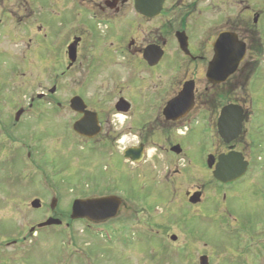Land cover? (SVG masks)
<instances>
[{"label": "flooded vegetation", "instance_id": "flooded-vegetation-1", "mask_svg": "<svg viewBox=\"0 0 264 264\" xmlns=\"http://www.w3.org/2000/svg\"><path fill=\"white\" fill-rule=\"evenodd\" d=\"M248 1L0 0V40L13 43L15 48L20 45L26 47L23 54L14 59L19 64L17 70L27 69L26 72L15 70L6 80L0 79V89L2 86H13L19 74L28 79L27 83L32 89V75L40 74V71L30 72L29 69H51V85L35 95L36 99L32 98L28 103L0 102V137L5 139V144L16 142L19 139L17 136L28 133L37 145L35 151L28 146L27 163L23 167L26 170L24 173L33 178L32 181L38 180L35 186L40 192L28 194L30 200L25 202V206L35 212L45 211L47 219L54 218L65 223V211L60 208L56 210L61 199L58 196L59 188L41 166L48 152L47 140L48 144L56 143L52 145L54 150L61 151L66 146L65 139L70 135L77 144L91 148L95 157L103 158L106 171L108 168L122 171L127 163V120L132 119L135 111H142V117L138 118L139 125H130L128 131L138 144L129 148L142 151L144 161L141 164H146L149 158L161 160L157 166L152 164L155 170L162 171V183L166 188L171 186L175 191L177 187L182 191L180 196L192 211H198L208 198L223 208L229 198L243 201L244 196H254L251 169L256 173L257 167L252 160L264 158V123L260 120L264 121V97L259 102L253 97L260 90L264 91V0H250V4ZM213 11L218 13L214 21ZM52 19H58V22L53 23ZM26 28L30 32L29 37H23ZM223 33L228 35L231 45L243 43L246 55L227 81L214 84L207 74L215 57L213 44ZM180 41L187 43L185 52L181 51ZM42 43L45 54L33 53L34 48H40ZM52 48L57 52L54 56L49 53ZM236 57L233 55L232 59L236 60ZM149 59L154 60L155 65L151 66ZM165 72L171 73L167 88V84L162 85ZM36 77L42 83L40 75ZM187 83L193 87L192 111L181 120L170 121L164 112L171 101L179 97ZM257 84L261 89L256 87ZM152 85L153 90L156 89L154 96L161 99V95H164L163 101L155 106L139 102L141 98L136 95L137 90L143 92ZM98 88H106L113 99H95L89 105L84 95L94 89V95L98 97L95 91ZM59 92L62 97L58 100L54 97ZM114 94H118V97L114 98ZM77 97L83 100L86 111L95 114L91 139L80 136L74 130V124L84 118L83 114L71 108L72 100ZM121 100L128 102L130 108L122 113L127 120L117 131L112 120L114 113H120L117 108ZM225 109H230L233 118L220 127V118ZM68 112L73 116L70 121L65 118ZM175 114L169 113L168 116ZM52 115L54 118L51 119ZM58 126L61 133L53 130ZM228 140L231 141L227 143ZM16 148L19 145L16 144ZM16 148L7 152L4 147L0 150V264H30L31 260H35L36 238L49 231L27 230L16 236L19 232L5 229L4 224L1 226L7 220L4 217L9 207L7 203L13 202L18 208L23 204V201L17 204L19 201L15 203L11 198L5 201V197H12L19 191L12 186V182L9 184L8 180L5 181L3 175V165L11 162V157L20 152ZM44 149L46 154L36 158L34 154H44ZM81 149L86 150L85 147ZM150 149H153L151 157ZM24 153L20 154L21 158ZM231 154L240 155L249 164L246 175L241 179L220 183L213 178L212 194L204 191L202 186L195 187L198 184H185V180L196 182L200 179L195 178L198 172H191L198 168H207L208 174L213 176L219 158ZM209 156L214 161L211 168L207 165ZM194 157L205 159L206 166L202 161L194 160ZM259 170V175H264V167ZM123 179L127 180V175ZM260 181L261 186L264 185V180ZM96 183L101 189H106L99 178H96ZM126 194H122L125 199ZM107 197L111 196L97 195L95 199ZM193 197L198 198L195 204L191 203ZM121 202L119 215L114 220L121 218L120 214L126 208ZM33 203L38 207L33 208ZM255 210L253 204L250 212L243 214L242 220L235 219L240 227L236 244L237 254L242 258L240 264L243 258L245 264H264L260 262L264 248H259L257 242L259 223L262 222L264 226V215L256 214ZM70 217L71 206L67 216L70 223L53 227L60 230L63 238L57 264H72L73 261L84 264L82 248L75 247L73 251H68V231L72 224L77 223L71 221ZM122 218H132L134 221L109 220L93 226L107 244L109 241L105 238L114 237L115 240L119 236L123 246H127L129 228L148 233L149 238L157 242L156 249L165 254L187 248L185 244L188 241L181 232L185 217L175 215L173 219H167L160 215H148L141 219L134 215ZM145 243L154 244L146 239Z\"/></svg>", "mask_w": 264, "mask_h": 264}, {"label": "rangeland", "instance_id": "rangeland-1", "mask_svg": "<svg viewBox=\"0 0 264 264\" xmlns=\"http://www.w3.org/2000/svg\"><path fill=\"white\" fill-rule=\"evenodd\" d=\"M215 1L216 0H212L213 3H215ZM28 2H31V0H28ZM248 4H250V0ZM217 17L218 13L213 11V21L216 20ZM51 21L56 23L58 19H52ZM29 33V30L26 28L23 37H29ZM2 35L4 36L6 34ZM52 38H54V36ZM39 40L41 41L42 38L40 37ZM33 45L36 46L34 43ZM25 49V46L22 47L20 45V47L15 48L13 43L6 42L3 39L0 40V79L6 80L17 70L16 66L19 64L16 63L14 58L23 54V50ZM44 49L45 45L43 44L40 48L35 47L32 52H38L40 55H43L45 54ZM49 53L53 56L57 54L54 48L50 49ZM21 70L27 71L25 68H19L17 71L21 72ZM29 70L30 72L40 71V74L35 73L32 75V89L29 87V83H27L28 79L21 77V74H19V79L13 86H2L0 89V102L17 103L20 101L28 103L32 98L36 99L35 95L45 91L46 87L51 85L50 68L31 67ZM170 74L169 72L164 73L163 86L170 80ZM36 75H40L39 79L42 80V83L37 81ZM28 76L27 74V77ZM259 84L256 85L257 88H259ZM167 87L168 84L166 85V88ZM153 88L154 86L152 85L143 92L137 90L138 94L136 95H138V98H141L138 99L136 97L138 101L149 103L151 106L161 103L164 95H161V99L155 97L154 94L156 93V89L153 90ZM95 91L98 93V97L94 95V89L84 95L89 105L90 102L95 99H99L100 101H110L113 99L111 95L107 93L106 88H98L95 89ZM214 93L215 92H212V94ZM61 97L62 93L59 92L54 98L59 100ZM113 97L117 98L118 94H114ZM253 97L258 102L262 101L264 91L260 90L259 93H256L255 96L253 95ZM141 112L135 111L132 119L127 120V149L138 144L137 140L129 133L128 128L130 125L133 127L139 125L138 118L142 117L140 116ZM150 112L151 111H148V113ZM106 113L108 112H105V114ZM136 115L139 117H136ZM52 118H54L53 115L51 116V119ZM65 118L70 121L73 116L68 112ZM260 120L264 123L263 119ZM47 124L49 123L47 122ZM53 130L61 133L60 126L53 128ZM17 137L19 139L16 142H7L6 144L5 139L0 137V150L4 147L5 152H7L8 150H13L12 148L14 147L16 148V144L21 146L16 148L21 153L18 152L15 156H12L11 159L13 160L3 165V175L5 181L8 180V183L12 182V186L19 190L15 195H12V197H5V201L11 198L15 203L19 201L17 203L19 204L23 201V204H20L18 208L13 202H8L7 205H9V207L7 212L4 213L6 214L4 217H7V220H4L1 226L4 224L5 229L19 232L18 234L14 233L16 236H19L22 231L30 230L41 221L45 222L47 215L45 211L35 212L30 207L25 206V202H29L30 200L28 194L40 192V190L36 188L37 186H35L38 185V180L32 181L33 178L28 177L29 174L24 173L26 170L23 167L27 163L26 153L28 156V146H32L35 151L37 145L28 133H23L21 136ZM51 140L56 141L55 139ZM65 143L66 146L64 145L62 150L59 151L54 150V146L52 147V145L56 143L48 144L47 140V154L45 153V149L44 154H34L36 158L46 154L42 159V165H40L43 166L49 178L51 176L52 183L59 188L58 196L60 195L61 199L56 210L59 211L60 208L67 214L66 222L63 223L64 225L70 223L67 221V216L70 214V206H72L73 201L95 199L97 195H107L120 198L126 206L120 214L121 218L116 219L117 221H134V219H132L133 217L127 219L122 218L124 216L134 215L141 219L148 215H160V217H165L167 219H173L175 215L185 217L184 230L181 232L185 234L184 237L188 241L187 244H185L187 248L181 249L180 251L174 250L172 253L165 254L156 249L157 242L150 239L148 233L138 229L127 228V246H123L119 236L115 237L113 243L107 244L102 238L94 234L92 224L84 221L77 222L70 226L71 228L68 231L69 252L73 251L75 247L82 248L86 252L87 258H90L88 259L89 262L87 260L88 264H199V258L201 256H209L210 264H240L242 262V258L236 251L237 235L240 227L235 222V219L237 221L242 220L243 214H248L253 204L256 206V214L264 215V185L261 186L262 182L260 181V179H262V181L264 180V175H259V168L264 167V158L252 160L254 166L257 167L256 173L251 169V175L252 173L254 175V196H244L242 198L243 201H237L235 199L233 201L229 198L223 208L219 204L215 205V201L208 198L207 201L199 207L198 211H192L180 196V192L182 191L176 187L175 192L172 190L171 186L166 188V185L162 183V171L155 170L152 164L154 163V165L157 166L158 163H161V160H157L155 157L152 159L149 158L146 164H132L127 160V163L124 165V170L122 169L121 171L117 168L111 171L110 168H108L106 171L104 159L95 157L94 153L91 152V148L77 144L70 138V135L65 139ZM11 145L12 148L10 149L9 147ZM83 147H85L86 150L81 149ZM121 147L123 148L124 145ZM23 151L25 152L24 157L21 158L20 154H22ZM152 151L153 149L149 151L150 157L153 155ZM15 157H18V162ZM193 159L197 160L199 163L202 161V164L206 166L205 159L199 160L196 157ZM119 160L121 161V159ZM191 172H198L199 176L195 173V178L200 179L196 182L192 180L186 182L185 180V184H198L195 187L202 186L204 191H210L212 194L211 188L214 186L215 182L213 176L208 174V169L206 168L203 170L202 168H198ZM262 173H264V171H262ZM126 175L127 180L123 179ZM96 178L100 179L103 183V188L106 189H101V186L97 185ZM12 190L15 192V189L12 188ZM123 192H127V199L123 198ZM230 215H233V217ZM114 219H111V221H116ZM262 225V222H260L257 232V242L259 248L263 249L264 226ZM145 239L150 240L154 244L145 243ZM62 240L63 238L59 229L52 228L47 233L41 234L38 239L36 238L37 246H35L34 249L35 260H31L30 264H57ZM249 258H251V256H249ZM260 262H264V250ZM72 264L77 263L73 261ZM242 264H245L244 258ZM254 264L257 263L254 262Z\"/></svg>", "mask_w": 264, "mask_h": 264}, {"label": "water", "instance_id": "water-1", "mask_svg": "<svg viewBox=\"0 0 264 264\" xmlns=\"http://www.w3.org/2000/svg\"><path fill=\"white\" fill-rule=\"evenodd\" d=\"M180 47L183 51L187 49V43L183 44L180 41ZM215 57L211 63L210 70L207 74L208 79L214 84H220L229 79L232 76L243 60L246 54V46L239 42L236 46L231 45L229 42L228 35L221 34L216 42L214 43ZM237 56L236 60L232 57ZM149 59L151 66L155 65L156 62ZM193 87L192 84L187 83L184 86L182 93L171 101L169 107L165 110L164 114L168 120H177L182 118L187 112L192 109L193 102ZM178 105V106H175ZM72 109L81 114H85L84 119L77 122L74 126L75 131L81 135L92 137L94 130L95 115L91 112H85V104L80 98H75L72 101ZM118 111L128 112L129 104L121 101ZM176 113L174 116H168L169 113ZM233 118L230 114V109H225L222 112L220 118V127L226 123H229V119ZM231 140H228L229 143ZM127 159H130L133 163H140L143 160L142 151L127 150ZM213 165V161L209 163ZM247 162L237 154H231L227 157H220L214 176L221 182H232L242 177L247 171ZM192 203H197L198 198H191ZM121 201L115 197H108L102 199H90L76 201L73 205L72 216L73 220L87 219L93 223H102L109 219L116 218L121 208ZM33 207H38L33 203ZM61 222L50 219L42 227L60 225ZM201 264H207V258L201 259Z\"/></svg>", "mask_w": 264, "mask_h": 264}, {"label": "clouds", "instance_id": "clouds-1", "mask_svg": "<svg viewBox=\"0 0 264 264\" xmlns=\"http://www.w3.org/2000/svg\"><path fill=\"white\" fill-rule=\"evenodd\" d=\"M127 117L122 113H114L112 123L116 130L118 131L121 127L124 126Z\"/></svg>", "mask_w": 264, "mask_h": 264}]
</instances>
